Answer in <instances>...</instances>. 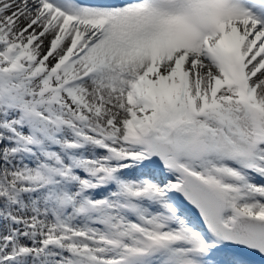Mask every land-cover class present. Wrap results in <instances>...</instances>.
Masks as SVG:
<instances>
[{
  "label": "snow or ice",
  "instance_id": "6c2138e0",
  "mask_svg": "<svg viewBox=\"0 0 264 264\" xmlns=\"http://www.w3.org/2000/svg\"><path fill=\"white\" fill-rule=\"evenodd\" d=\"M0 264H264V0H0Z\"/></svg>",
  "mask_w": 264,
  "mask_h": 264
}]
</instances>
